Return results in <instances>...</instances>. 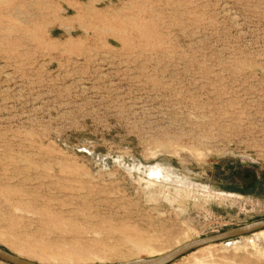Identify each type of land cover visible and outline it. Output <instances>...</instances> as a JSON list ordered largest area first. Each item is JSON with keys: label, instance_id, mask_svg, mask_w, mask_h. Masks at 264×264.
I'll list each match as a JSON object with an SVG mask.
<instances>
[{"label": "rangeland", "instance_id": "374dc122", "mask_svg": "<svg viewBox=\"0 0 264 264\" xmlns=\"http://www.w3.org/2000/svg\"><path fill=\"white\" fill-rule=\"evenodd\" d=\"M263 218L264 0H0L1 247L110 263ZM257 234L171 264H264Z\"/></svg>", "mask_w": 264, "mask_h": 264}, {"label": "water", "instance_id": "95a60500", "mask_svg": "<svg viewBox=\"0 0 264 264\" xmlns=\"http://www.w3.org/2000/svg\"><path fill=\"white\" fill-rule=\"evenodd\" d=\"M264 230V218L242 225H238L226 230L189 240L168 252L150 256L146 258H137L127 261L96 263V264H171L180 257L201 249L203 247L230 241L239 237L255 234ZM0 258L10 264H41L21 257L0 246Z\"/></svg>", "mask_w": 264, "mask_h": 264}, {"label": "bare ground", "instance_id": "6f19581e", "mask_svg": "<svg viewBox=\"0 0 264 264\" xmlns=\"http://www.w3.org/2000/svg\"><path fill=\"white\" fill-rule=\"evenodd\" d=\"M156 173H158V175H156ZM149 174H150V176L152 175V176H154V177H165V178H167V177H169L170 175L168 174V173H164V171L163 170H161V169H159V168H151L150 169V172H149ZM185 182V181H184ZM191 184V183H190ZM206 192V191H205ZM199 193V192H198ZM197 193V194H198ZM210 194V193H209ZM217 194H219V195H221V196H233V194H225V193H221V192H218ZM218 195V196H219ZM217 197V196H216ZM220 198H222V197H220ZM219 200V199H218ZM261 232V231H260ZM255 236H259L257 233H256V235ZM230 242L231 241H227V242H225V244H230ZM234 242V241H233ZM185 243V242H184ZM213 245H216V244H213ZM209 246H212V245H209ZM206 247H208V246H206ZM176 248V247H175ZM203 248H205V247H203ZM202 249V248H201ZM168 252V251H167ZM159 254H162V253H159ZM159 254H155V255H159ZM155 255H153V256H155ZM22 257V256H21Z\"/></svg>", "mask_w": 264, "mask_h": 264}, {"label": "snow or ice", "instance_id": "6c2138e0", "mask_svg": "<svg viewBox=\"0 0 264 264\" xmlns=\"http://www.w3.org/2000/svg\"><path fill=\"white\" fill-rule=\"evenodd\" d=\"M156 175H158V173H156Z\"/></svg>", "mask_w": 264, "mask_h": 264}]
</instances>
